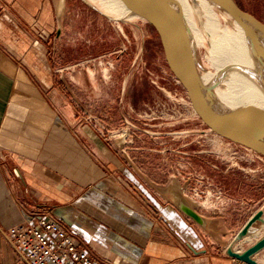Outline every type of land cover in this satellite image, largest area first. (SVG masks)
<instances>
[{"label": "crops", "instance_id": "crops-1", "mask_svg": "<svg viewBox=\"0 0 264 264\" xmlns=\"http://www.w3.org/2000/svg\"><path fill=\"white\" fill-rule=\"evenodd\" d=\"M60 32L57 0H0V264H27L6 237L25 221L22 205L51 207L107 264H235L226 249L264 234L263 221L235 241L257 210L264 220V195L204 206L186 189L204 224L187 217L171 189L188 181L171 174L175 137L150 123L114 135L125 99L77 68ZM253 259L264 264V248Z\"/></svg>", "mask_w": 264, "mask_h": 264}, {"label": "rangeland", "instance_id": "rangeland-1", "mask_svg": "<svg viewBox=\"0 0 264 264\" xmlns=\"http://www.w3.org/2000/svg\"><path fill=\"white\" fill-rule=\"evenodd\" d=\"M234 1L264 24V0ZM57 13L61 40L77 68L114 85L110 98L125 99L123 127L131 130V137L149 123L152 132L175 137L172 148L182 154L173 152L172 163L168 160L171 174L188 180L193 198L214 206L234 202L230 197L264 195V157L208 129L170 72L149 23L107 16L89 0H57ZM192 50L199 69L213 72L207 49L192 45Z\"/></svg>", "mask_w": 264, "mask_h": 264}, {"label": "bare ground", "instance_id": "bare-ground-1", "mask_svg": "<svg viewBox=\"0 0 264 264\" xmlns=\"http://www.w3.org/2000/svg\"><path fill=\"white\" fill-rule=\"evenodd\" d=\"M89 1L97 3L107 16L119 15V18L145 21L127 0ZM168 1L183 20L191 47H205L208 51L206 59L214 71H202L195 64L201 83L210 88L209 95L218 113L232 114L235 121H242L264 112L262 31L248 21L238 22L214 0ZM178 188L177 181L173 180L171 189ZM261 228L263 225L256 223L250 234Z\"/></svg>", "mask_w": 264, "mask_h": 264}, {"label": "water", "instance_id": "water-1", "mask_svg": "<svg viewBox=\"0 0 264 264\" xmlns=\"http://www.w3.org/2000/svg\"><path fill=\"white\" fill-rule=\"evenodd\" d=\"M157 33L167 66L176 80L182 85L191 99L204 124L219 137L241 145L264 157V112L250 119L235 121L232 114L218 113L210 88L204 86L198 76L189 35L181 17L177 15L168 0H127ZM228 11L238 22L248 21L262 31L264 24L253 15L243 11L234 0H214ZM249 33V32H248ZM122 145L124 138L120 140ZM187 182L179 187L181 193L175 201L179 209L196 223L203 225L204 218L187 202L182 191ZM263 210H257L243 225L235 237L238 242L250 234L256 223L263 222ZM264 248V234L243 251L226 249L227 255L235 264H258L253 256Z\"/></svg>", "mask_w": 264, "mask_h": 264}, {"label": "built area", "instance_id": "built-area-1", "mask_svg": "<svg viewBox=\"0 0 264 264\" xmlns=\"http://www.w3.org/2000/svg\"><path fill=\"white\" fill-rule=\"evenodd\" d=\"M126 130L129 128L114 135L125 138L129 135ZM186 182L184 190L189 189V182ZM22 210L25 221L10 227L6 237L27 264H107L85 247L83 241L54 215L51 207L22 205Z\"/></svg>", "mask_w": 264, "mask_h": 264}]
</instances>
